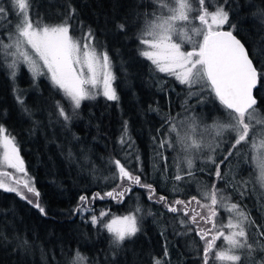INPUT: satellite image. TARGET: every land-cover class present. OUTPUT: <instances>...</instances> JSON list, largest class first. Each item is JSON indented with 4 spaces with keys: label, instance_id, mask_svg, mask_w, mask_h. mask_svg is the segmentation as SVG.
Listing matches in <instances>:
<instances>
[{
    "label": "snow or ice",
    "instance_id": "obj_1",
    "mask_svg": "<svg viewBox=\"0 0 264 264\" xmlns=\"http://www.w3.org/2000/svg\"><path fill=\"white\" fill-rule=\"evenodd\" d=\"M150 3L153 11L138 14L143 15L144 19L137 35L140 46L137 54L150 63L152 71L174 77L179 84L186 86L184 111L191 113L182 120L176 117L162 118L156 135L151 138L155 157L164 162L166 170L168 157L165 151L176 149L179 153L173 156V192H179V182L187 183L194 175L192 169L195 160H206L214 165V169L208 173L214 177L213 182L211 187L205 185L197 190L198 195L187 199L169 201L165 195L157 196L154 185L142 181L140 156L133 151L134 141L125 121L117 138L125 162L114 156H109L105 161L109 175L103 179L115 183L111 190L103 194L94 191L91 195H79L72 214L79 215L84 223H90L100 233L109 235L108 255L111 264H116V257L125 241L132 240L141 232L138 223L142 220L141 207L137 202L135 207H129L126 214L113 215L104 220L110 210H100L97 215L93 205L97 200L107 199L123 204L133 188L139 187L146 190L150 201L176 214L177 222L184 228L179 235L195 232L203 242L197 252L199 264H216L217 261L240 264L242 254L244 264H264V256L257 259L253 255L257 251L264 253V242L261 241L264 238V231L261 230L264 223H256L239 203H232L230 197L224 195L225 188H217V182L227 180V173L222 174L221 166L227 168L226 162H232L229 158L235 160L240 155L238 146L242 143L250 146V151L254 153V165L258 171L256 182L264 188V114L256 107L258 100L253 94L264 78V64L258 68L253 60L258 49H254L250 56L249 49L234 34L236 25L229 23V11L225 10L228 0H224L222 5H215L213 0H196V8H193L191 0H150ZM209 6L214 10L209 11ZM34 9V0H7V3L0 0V29L4 33L0 36V64L10 70L13 81L20 64L28 67L33 83L39 76H46L70 106L71 115L59 101L55 104L57 118L63 121L65 128H70L82 101L96 99L100 95L108 101L119 99L114 86L116 77L111 58L91 26L85 28L83 22L79 21V32L74 34L73 24L77 23L78 14L71 4L66 13L60 14L58 23L44 22ZM252 16L264 26V10H257ZM224 25H228L227 30H224ZM115 28L118 32H127L125 23H116ZM184 44L191 47L185 49ZM13 95L21 111L30 117L31 112L24 105L22 95L15 89ZM188 100L195 103L189 105ZM209 101L224 113L223 119L214 115L210 124L195 115V108ZM150 110L157 111L153 108ZM5 133L6 129L0 124L3 164L25 178L0 172V176L12 178L15 185L9 186L0 180V189L16 193L46 216L45 207L39 201L40 192L35 187L34 178L28 176L15 137ZM226 133H231V139L225 147H221L225 144ZM73 139L78 138L73 136ZM218 151L222 159L217 161ZM68 156L72 157L71 149ZM181 160L185 163L183 170L178 162ZM133 162L136 163L135 168L131 167ZM92 173L95 174L94 166ZM247 184L246 180L235 184V188L241 189V197L245 195ZM221 210L227 216L218 221ZM148 215L153 213L149 211ZM221 239L223 243L218 247L217 242ZM17 240L18 247H30L26 239L19 240L17 237ZM0 241L6 244L7 235L0 232ZM164 256L167 257L166 249ZM86 260L77 248L70 264H86ZM93 264L97 262L93 261ZM153 264H164V261L153 258Z\"/></svg>",
    "mask_w": 264,
    "mask_h": 264
},
{
    "label": "trees",
    "instance_id": "obj_2",
    "mask_svg": "<svg viewBox=\"0 0 264 264\" xmlns=\"http://www.w3.org/2000/svg\"><path fill=\"white\" fill-rule=\"evenodd\" d=\"M192 1L196 8V0ZM215 1V5L224 4V0ZM69 4L75 7L78 14V21L73 24L74 34L79 32L78 22L82 21L85 28L91 26L97 40L106 47L111 65L116 70L119 99L108 101L100 96L82 101L70 128H65L63 121L57 118L55 104L59 101L71 115L70 106L45 76L33 83L29 70L23 64L18 69L19 78L13 81L10 70L0 64V124L6 129V134L15 137L28 176L34 178L35 187L40 192L39 201L47 212L46 216L42 215L16 193L0 189V232L8 237L6 244L0 241V264H70L77 248L89 264H93L97 256L109 254V235L100 233L90 223H84L79 215L73 216L72 210L77 205L79 195H91L94 191L103 194L111 190L115 182L103 179L109 175L105 161L109 156H114L125 162L117 143L125 121L134 141L133 151L140 156L142 181L153 184L157 196L165 195L169 201L187 199L198 195L197 190L205 185L211 187L214 179L208 174L214 165H208L210 162L206 160H195L192 169L194 175L187 183L179 182V192H173V156L179 153L176 149L165 151L168 157L166 170L164 162L155 157L151 138L156 135L162 118L176 117L182 120L191 113L184 111L186 86L179 84L174 77L152 71L150 63L137 54L140 47L137 35L144 19L143 15L138 14L154 10L150 0H34V10L43 17L44 22L58 23L60 14L66 13ZM212 10L213 7L209 6V11ZM225 10L229 11V23L236 25L234 34L249 49L250 56L254 49H258L253 60L259 68L264 64V26L252 13L264 10V0H228ZM116 23H125L127 32H118ZM224 29L227 30L228 25ZM3 34L0 29V36ZM14 89L22 95L24 105L31 112L30 117L16 103ZM255 96L258 100L256 107L264 114V78L260 80ZM187 103L191 105L195 101L188 100ZM195 115H205L209 121L214 115L224 118V113L211 101L197 106ZM73 136L78 139H73ZM230 139L225 138V144L221 147H225ZM238 147L240 155L235 160L230 157L232 162H226L227 168L221 166L222 174L227 173V180L217 182V188H225L224 195L230 197L231 202L242 205L256 223H264V197L257 193L250 198L252 189L249 184L243 197L240 195L241 189L235 188L237 182L245 176L249 178L255 171L250 146L242 143ZM69 149L71 158L68 156ZM216 159H222L219 151ZM178 162L183 170L185 163L182 160ZM241 165L249 167L250 173L245 174ZM131 167L135 168L136 163L133 162ZM137 202L142 210V220L138 221L141 232L134 240L145 246L138 253L144 259V264H153V258H160L164 264H199L197 252L203 242L195 232L179 235L184 228L177 222L176 214L150 201L145 189L134 187L132 193L124 198L123 204L111 199L97 200L93 208L97 215L100 210H110L109 215L104 217V220H108L113 215L126 214L129 207H135ZM149 211L153 215H148ZM226 216V212L221 210L217 220ZM17 237L19 240L26 239L30 247H18ZM261 241L264 242V238ZM222 243L223 239L217 242V246ZM165 249L167 257L164 256ZM261 256L264 253L255 252V258ZM241 260L240 264H244L245 258Z\"/></svg>",
    "mask_w": 264,
    "mask_h": 264
},
{
    "label": "rangeland",
    "instance_id": "obj_3",
    "mask_svg": "<svg viewBox=\"0 0 264 264\" xmlns=\"http://www.w3.org/2000/svg\"><path fill=\"white\" fill-rule=\"evenodd\" d=\"M4 3H7V0H3ZM192 2V6L194 8V4H193V1L191 0ZM213 3L216 4V1L213 0ZM195 14V13H194ZM225 26V25H224ZM223 26V27H224ZM7 43V42H6ZM146 47V46H145ZM185 49H189L191 46L188 45V44H184L183 46ZM20 65H23V64H20ZM24 66L28 69V67L24 64ZM29 70V69H28ZM112 71L114 72L115 74V77H116V70L113 69L112 67ZM19 75L18 72H17V75L16 77L19 78ZM39 77H43V76H39ZM38 77V78H39ZM46 77V76H45ZM47 78V77H46ZM117 79H115V84L114 86L116 87V91H117ZM119 84V83H118ZM102 96V95H100ZM98 96V97H100ZM97 97V98H98ZM94 100V99H92ZM86 101H90V100H86ZM200 117L203 121L207 122V123H211L212 120L209 121V119L205 116V115H201V116H198ZM6 134V133H5ZM231 137V133H226L225 134V138H230ZM251 155H252V162H254L253 160V156H254V153L252 151H250ZM208 165H211L208 164ZM255 166V165H254ZM194 167V166H193ZM242 169V171L245 173V174H249L250 173V168L247 167V166H244V165H241L240 166ZM0 170H6V171H9L10 173H12V175L14 177H20L21 179H24L25 177H23L20 173H17L15 172V170L7 167L6 165L3 164V161H2V155H0ZM258 175V171L256 170L255 168V171H254V174L253 175H250L249 178L247 176H245L243 178V180H246L248 181V184H249V187L250 189L253 190V195L252 194V190H251V196L250 198H252L253 196H256V194H261L263 197H264V188H261L257 182H256V177ZM0 180H3L5 183H7L9 186H15L13 181L11 180L10 177H5V176H0ZM207 186V185H206ZM264 200V199H263ZM232 203H237V202H232ZM242 207V205H241ZM243 208V207H242ZM244 209V208H243ZM245 210V209H244ZM246 212V211H245ZM247 213V212H246ZM250 242H251V239H250ZM226 246V245H225ZM145 246L144 245H140V244H137L134 240V238L132 240H127L125 241L124 245H123V249L121 250L120 254L116 257V264H144L143 262V258L138 254L140 253L143 248ZM253 255L255 256V252L253 253ZM242 258H245V257H242ZM241 258V259H242ZM94 260L97 262V264H111V257L108 255H104V256H97L96 258H94ZM242 261V260H241ZM86 264H89L88 262H86ZM217 264H227V262H219L217 261Z\"/></svg>",
    "mask_w": 264,
    "mask_h": 264
},
{
    "label": "water",
    "instance_id": "obj_4",
    "mask_svg": "<svg viewBox=\"0 0 264 264\" xmlns=\"http://www.w3.org/2000/svg\"><path fill=\"white\" fill-rule=\"evenodd\" d=\"M224 30H226V29H224ZM258 84H259V83H258ZM257 87H258V85H257ZM257 87L253 90V94H254V96H255V92H256ZM255 97H256V96H255Z\"/></svg>",
    "mask_w": 264,
    "mask_h": 264
},
{
    "label": "flooded vegetation",
    "instance_id": "obj_5",
    "mask_svg": "<svg viewBox=\"0 0 264 264\" xmlns=\"http://www.w3.org/2000/svg\"><path fill=\"white\" fill-rule=\"evenodd\" d=\"M3 172H9V171H6V170H4ZM10 173V172H9ZM11 180H12V178H11ZM13 181V180H12Z\"/></svg>",
    "mask_w": 264,
    "mask_h": 264
}]
</instances>
